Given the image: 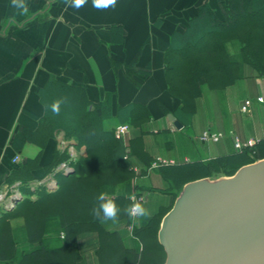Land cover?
I'll list each match as a JSON object with an SVG mask.
<instances>
[{
    "label": "crops",
    "instance_id": "0c3cea01",
    "mask_svg": "<svg viewBox=\"0 0 264 264\" xmlns=\"http://www.w3.org/2000/svg\"><path fill=\"white\" fill-rule=\"evenodd\" d=\"M26 3L28 11L21 14L11 0H0V191L18 182L11 180L12 173L39 152L32 140L17 148L14 138L22 128L34 131L39 126L45 107L38 90L51 79L85 88L92 103L106 101L111 105L112 118L105 127L130 124L125 143L136 142L134 148L143 150L150 159L160 155L172 159L173 164L208 160L233 152L236 136L243 141L264 137V103L254 102L247 114L241 111L246 99L264 93V78L240 79L229 86L222 97L226 108L217 105L221 99L209 89L213 97L218 96L214 111L211 110L212 120L199 111L198 100L191 122L183 120L177 112L180 100L168 90L165 53L171 37L187 25L202 4L208 3L219 12L218 0H117L115 7L106 9L93 7V0H87L79 10L66 6L64 0ZM134 58L137 68L151 66L150 74L140 85H135L127 75V64ZM115 62L120 66L116 67ZM243 68L251 70L246 64ZM240 90L246 93L244 100H240L244 97ZM140 112H145L144 118L129 122ZM169 113L183 124L181 129L168 118ZM206 129L233 134L207 143L200 139ZM57 149L62 151L56 133L41 155L42 167L52 161ZM16 156L18 162H14ZM132 159V163L141 164L137 155ZM43 174L42 168L37 170L32 180ZM165 186L160 170L139 176L137 187L145 195L142 204L150 212L165 197L159 190ZM166 195L169 203L170 196ZM9 222L15 253L20 255L29 250L25 220L15 217ZM107 223L110 230L120 231L131 246L127 233L124 234V222ZM2 235L0 226V239ZM98 246L96 233L80 234L76 249L81 259L77 264H98Z\"/></svg>",
    "mask_w": 264,
    "mask_h": 264
},
{
    "label": "trees",
    "instance_id": "16d2710c",
    "mask_svg": "<svg viewBox=\"0 0 264 264\" xmlns=\"http://www.w3.org/2000/svg\"><path fill=\"white\" fill-rule=\"evenodd\" d=\"M218 1L221 12L220 9L216 12L208 3L202 4L187 25L174 32L165 53L168 90L180 100L177 112L187 122H191L196 113L203 85L222 91L243 77L245 64L258 76L264 75V0ZM231 42L238 46L237 57L229 50ZM135 63L136 58L127 64V75L135 85H140L150 74L151 66L137 68ZM114 65L120 66L116 62ZM38 93L44 107L62 97H66L67 102L61 106L58 116L45 107L37 129L22 128L14 138L17 148L32 140L39 146V152L11 175V180L23 184L25 197L15 208L0 215L3 233L0 261L5 264H77V236L96 231L100 237L97 253L101 264H106L105 257L112 254L113 259L115 255H121L112 259L114 264H164L166 253L158 240V231L161 217L168 210L156 226H147L144 233L141 229L135 232V237L138 239L139 235L140 239L134 247H127L118 231L110 230L92 214L103 193L105 199L114 200L121 209L118 221H128L129 216L123 209L133 203L130 199L134 190L132 156L137 155L143 163L144 173L152 159L143 150L134 148L136 142L127 145L117 138L115 127H105L112 118L111 105L106 101L92 103L85 88L51 79ZM143 115L145 112L135 113L129 122L135 123L144 118ZM59 132H64L65 137L72 139L78 147L85 145L87 153L75 162L71 174L58 175L57 190L40 188L32 198L34 192L26 185L36 176V171L42 168L46 175L67 158L65 150L57 149L48 165L42 167L40 163L47 142ZM261 158H264V137L251 146L235 148L227 155L165 166L160 168L166 181L164 192H172L176 199L189 181L230 176L241 166ZM15 217L24 218L32 247L20 255L15 253L9 222ZM61 232H65V238L57 240ZM51 234L56 236V243L47 236Z\"/></svg>",
    "mask_w": 264,
    "mask_h": 264
},
{
    "label": "water",
    "instance_id": "95a60500",
    "mask_svg": "<svg viewBox=\"0 0 264 264\" xmlns=\"http://www.w3.org/2000/svg\"><path fill=\"white\" fill-rule=\"evenodd\" d=\"M168 118L183 127L172 113ZM158 240L164 264H264V158L230 176L184 184Z\"/></svg>",
    "mask_w": 264,
    "mask_h": 264
},
{
    "label": "rangeland",
    "instance_id": "374dc122",
    "mask_svg": "<svg viewBox=\"0 0 264 264\" xmlns=\"http://www.w3.org/2000/svg\"><path fill=\"white\" fill-rule=\"evenodd\" d=\"M219 9H220V12H221V8H220V6H219ZM229 50L233 53V55L234 56H238V54H237V50H238V46L235 44V43H229ZM252 78V77H260V78H264V75L263 76H258L257 75V73L256 72H254L252 69L251 70H249V71H245L244 70V75H243V77L241 78V79H245V78ZM240 80V79H239ZM263 79H261V81H262ZM204 87H203V89H202V91L204 90L205 92L203 93V95H201L200 96V98L198 99V104H199V111H201V112H203V113H205V115H206V119L207 120H212V114L214 113V112H212L211 110H213L214 111V105H215V102L217 101V98H218V96H219V98L221 99V101L220 102H217V105L219 104V105H221V108L222 107H225V104H224V100H223V102H222V97H224V92L228 89V87L227 88H225L224 90H222V91H216L215 90V92H217V94H218V96L217 97H213L212 96V92L209 90V88L206 86V85H203ZM263 89H264V83H263ZM214 91V90H213ZM243 91L244 90H240V94H242V96H244V97H242V98H240V100H244V98H245V95H246V93L244 94L243 93ZM264 91V90H263ZM247 96H249V97H251L252 95L251 94H248ZM259 96H264V93L263 94H259L256 98H250V100H252L253 101V103L254 102H258L257 101V99H258V97ZM237 98V97H236ZM247 100V99H246ZM245 100V101H246ZM244 101V102H245ZM233 103H236V102H233ZM253 103H252V105L250 106V107H252L253 106ZM260 103V102H259ZM262 103H264V102H262ZM244 104V103H243ZM242 104V105H243ZM242 105H241V111H242ZM226 108V107H225ZM250 109L251 108H249L247 111H242L244 114H247L249 111H250ZM236 112V111H235ZM238 112V111H237ZM238 114L241 116L242 114L240 113V112H238ZM226 120V119H225ZM212 131H214V130H212ZM221 132H223L226 136H228V135H232L233 133H232V131H230V133L228 134V133H226L225 131H221ZM225 136V137H226ZM239 139L242 143H248V142H254V143H256V142H258L261 138H259V139H255V140H246V141H243L242 139H240L239 137H237L236 136V139ZM67 139V138H66ZM223 140V139H222ZM211 143H213V142H211ZM73 146L79 151V152H81V154H80V156H79V158L82 156V155H86V153H87V148H86V146L85 145H82V146H80V147H78V145L74 142L73 143ZM235 147V146H234ZM67 156H68V154H67ZM79 158H78V160H79ZM158 158H161V159H163L164 161H166V163L165 164H162L161 166H159V167H157V168H151V166H152V164L149 166V167H147V173L148 172H150L151 170L152 171H154V170H160V168L161 169H163V168H165V166H169V165H173V163H170L171 161H173L172 159H169V158H167V157H163V156H157V157H155V158H152V161H151V163H153L155 160H157ZM137 161L138 162H140L141 164H142V162L140 161V160H138L137 159ZM142 166H143V164H142ZM159 168V169H158ZM143 169H145V167H142V171L140 172V174H137V172H133L134 173V175H133V186H134V188H136V189H134V193L135 192H138V193H142L138 188H137V185H138V178H139V176H142L143 175ZM164 189H166V186L165 187H161L160 188V192H161V194L162 195H165V197H162L161 199H160V202L154 207V210L152 211V212H150V215L149 216H147V217H140V216H137V217H135V218H130V217H128V221H119L120 223L121 222H124L125 224V226H126V229L127 230H125L124 231V234L125 233H127V239L130 241V245L131 246H129V245H127V243H126V241L124 240V238H123V236L121 235V233H120V231H118V233L120 234V236L123 238V240H124V244L127 246V247H134V246H136L135 244H136V242H138V239H140V236L138 235V239L135 237L136 236V234H135V232L136 231H138L139 229H141L140 230V232H142V233H144L145 232V230H148L147 229V226H149V225H155L156 226V222L159 220V218L164 214V212H166L167 210L169 211L170 210V207H172L173 206V204H174V202H175V197H174V194L172 193V192H164ZM133 193V194H134ZM132 194V195H133ZM166 194H169V196H170V202L168 203V201L166 202V199H168L169 200V198H167V195ZM143 195H144V193H143ZM172 196V197H171ZM145 201V195H144V199L140 202V203H143ZM167 211V212H168ZM166 212V213H167ZM165 213V214H166ZM164 214V215H165ZM164 217V216H163ZM163 217H161V221H162V219H163ZM138 222H137V221ZM140 220V221H139ZM118 222V221H117ZM136 223H137V225H136ZM106 225H107V227H108V223H105ZM154 226V227H155ZM87 232H92V233H96L97 235H98V232H96V231H87ZM152 232V231H151ZM83 233H86V232H83ZM82 234V233H81ZM80 235V234H79ZM78 235V236H79ZM48 237H51L53 240L52 241H54L55 243L57 242V241H55L54 239H56V236L55 235H53V234H51V235H47ZM77 236V237H78ZM58 237V239L57 240H63L64 238H65V232H61L60 233V235L59 236H57ZM98 238H100L99 237V235H98ZM132 239V240H131ZM77 241V240H76ZM99 247V246H98ZM98 247H97V250H96V256H97V259H98V264H101V260H100V256H99V254L97 253V251H98ZM32 249V247H31V245L29 244V250H31ZM29 250H24L22 253H24V252H27V251H29ZM78 251V250H77ZM78 253H79V260H78V262L80 261V259H81V253L78 251ZM113 255L114 254H112V255H108V256H106L105 257V261L107 262L106 264H114V262H113V260H116V259H118L121 255H115V258L113 259L112 257H113ZM123 258L125 257V256H122ZM113 259V260H112ZM77 262V263H78ZM117 262V261H116ZM2 263H4V262H2ZM5 264V263H4Z\"/></svg>",
    "mask_w": 264,
    "mask_h": 264
},
{
    "label": "built area",
    "instance_id": "2783aa9c",
    "mask_svg": "<svg viewBox=\"0 0 264 264\" xmlns=\"http://www.w3.org/2000/svg\"><path fill=\"white\" fill-rule=\"evenodd\" d=\"M258 102L262 103L264 102V96H259L257 99ZM253 101L250 99H247L244 104L242 105V111H247L250 106L252 105ZM131 131V126L128 123H120L115 127V135L117 138L125 140L128 136V134ZM225 134L221 131H212L211 129H206L203 131L200 135V139L203 142L207 143H216L221 141L225 138ZM57 140L58 144L61 147L62 150H65L68 154L67 158L63 161H61L56 167H54L51 172L46 174L45 176L34 179L30 181L26 186L31 191H36L40 188H45L48 191H54L58 188V175H67L70 174L75 170L74 164L77 162L81 152H79L74 146L73 142L70 139H66L64 132L57 133ZM254 142H248V143H242L238 138L234 140V146L236 149H242L247 146L253 145ZM128 156H126L127 158ZM19 161V156H16L14 158V162ZM166 161H164L161 158H158L152 163L151 168H157L161 166L162 164H165ZM170 163H174V161H171ZM141 164H135L132 163L131 169L137 174H140L142 171ZM23 184L21 181L14 182L11 185L5 187V189L0 191V214L2 211H5L12 207L18 198H23L24 192H23ZM134 197L136 201L141 202L144 199V195L142 193L135 192L131 198ZM133 201V200H132ZM0 264H4L0 262Z\"/></svg>",
    "mask_w": 264,
    "mask_h": 264
},
{
    "label": "clouds",
    "instance_id": "9594fccd",
    "mask_svg": "<svg viewBox=\"0 0 264 264\" xmlns=\"http://www.w3.org/2000/svg\"><path fill=\"white\" fill-rule=\"evenodd\" d=\"M116 2L117 0H93V7L106 9L110 6L115 7ZM64 3L66 6L79 10L87 3V0H64ZM11 5L20 11L21 14L28 11L26 0H11ZM66 102L67 98L62 97L54 100L51 105H45V107H49L52 114L58 116L60 114L61 106ZM130 199L133 200V203L123 209L125 214L130 218H135L137 216L147 217L150 215V211L146 209L142 203L136 201L134 197ZM98 200V206L92 209L93 216L101 223H107L109 221L116 223L121 209L116 205L115 201L112 199H105V194L103 193L98 197Z\"/></svg>",
    "mask_w": 264,
    "mask_h": 264
}]
</instances>
